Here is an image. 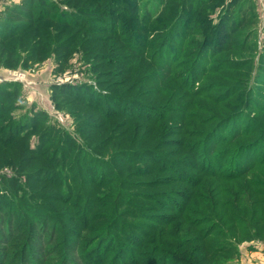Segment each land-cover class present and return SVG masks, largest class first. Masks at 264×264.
Listing matches in <instances>:
<instances>
[{
    "label": "rangeland",
    "instance_id": "obj_1",
    "mask_svg": "<svg viewBox=\"0 0 264 264\" xmlns=\"http://www.w3.org/2000/svg\"><path fill=\"white\" fill-rule=\"evenodd\" d=\"M127 1L121 0V5H127ZM233 1L130 0L129 9L136 11L135 14L125 12L121 16L113 9L112 2L106 23L116 35L114 32L107 35L79 33L73 54L67 61L49 51L41 60L28 62L26 66L22 62H0V84L21 87L16 102L18 109L10 114L9 121L18 122L32 109L46 112L50 118L48 123L55 124L66 140L75 141L86 152H92V157L97 155L95 157L102 162L100 169L106 173L103 184L92 194L95 199L88 201L86 197L81 198L87 188L82 186L76 170L57 162L51 169L57 176L49 178V165L27 151L26 144L30 150L39 145L38 134L30 136L26 143L16 141L13 144L8 138L10 133L1 135L2 146L6 141L9 145H0V264H97L112 243L108 224L153 223V220L159 221L155 223V229L144 226L150 233L148 240L140 238L145 243L137 256L141 262L152 259L156 264H198L200 259L208 256L214 262L208 259L204 264H264V155L254 159L256 154L264 153V97H256L258 91H264V0L237 1L233 15L245 17L235 37L240 41L239 47L212 55L207 52L208 61L199 64L197 76L192 73L197 59L203 60L200 51L208 37L221 26L222 15ZM20 2L0 0V11ZM0 22L2 24L3 20ZM181 30L187 40L182 42L179 56L173 51L176 55L169 66L155 67V63L148 68L160 42L176 37ZM137 49L140 55L134 56ZM98 53H104L103 57L110 58L113 64L99 61ZM179 61L181 64L175 66ZM172 65L175 66L174 74L167 70ZM137 69L145 76L143 83L142 78H138L133 90L124 93V89L133 83L130 80L114 89L116 94L129 99L136 97L163 116L156 119L159 123L146 124L139 130L137 126L133 128L137 121L131 120V128L123 129L120 124L118 129L123 130L117 132L113 130L114 125L121 123L122 117L106 121L103 117L106 113L101 108L96 110L85 104L69 103L60 109L52 97V88L62 84L93 87V91L106 94V87L112 82L118 83ZM109 70H115L117 74L112 78ZM120 71L128 73L121 74ZM101 79L105 84L99 88ZM115 108L113 110H119L118 105ZM230 117H237L238 130H245L220 146L213 144V151L222 152L220 161L223 162L215 166L218 169L223 165L224 173L215 179L199 176L197 171H187L193 179L199 177L198 183L194 188L183 186L179 182V176L186 174L182 163L190 159L186 153H177L171 142L154 150L156 143L168 141L180 132L179 138L184 144L199 141L203 135L202 138H206L199 143H203V149L211 147L213 135L220 134L217 140L221 141L224 134L218 129L223 125L225 132ZM100 123L101 127L91 126ZM46 125L41 124L39 131ZM246 125L248 127L244 128ZM148 131L149 134L143 136ZM258 143L260 147L258 151L254 149L252 166L249 164L250 167L243 170L245 174L240 178L225 179L226 174L234 172L235 152L224 149ZM99 145L101 150L94 152ZM150 147L147 153L145 149ZM54 150L50 152L52 160ZM59 150L58 158L62 161V150ZM125 150L139 152L138 161L131 166L122 158L121 152L123 154ZM156 151L158 156L152 161ZM165 167H170L171 172L163 170ZM236 167L243 168L244 165L236 162ZM114 173H119L115 177L117 180L109 185L117 188L119 194L113 192L112 201L111 197L104 196L110 191L109 185L104 183L115 176ZM83 178L87 180L86 184L91 183L86 176ZM162 179L179 185L149 188V183H160ZM172 188L180 192L176 195L163 193ZM34 192H42L46 197L36 198ZM181 192L186 193V198L179 200L176 196L182 195ZM151 193L160 201L172 199L167 203H172L173 208H165V202L161 204L165 212L155 211L152 198L147 196ZM132 197L138 201V209L134 212H140V204L147 207L145 213L155 215V218L134 217L128 208L131 205L126 202ZM189 199L190 208L184 209ZM93 207L100 214L98 220L104 222H91L87 226L86 219L93 218ZM27 212L34 217L32 224L25 217ZM171 216L188 217L189 220L184 222L181 218L169 224L166 219ZM207 234L211 236L201 240ZM155 237L156 242L153 241ZM168 241L174 246H166ZM123 247L120 244L111 248V254L102 260V264L124 255L123 251L121 253ZM195 248L202 250L195 254ZM124 251L128 253L126 249ZM145 253L147 257L143 256L147 255Z\"/></svg>",
    "mask_w": 264,
    "mask_h": 264
},
{
    "label": "trees",
    "instance_id": "obj_2",
    "mask_svg": "<svg viewBox=\"0 0 264 264\" xmlns=\"http://www.w3.org/2000/svg\"><path fill=\"white\" fill-rule=\"evenodd\" d=\"M237 1L238 0H234L230 5L231 7H226L222 15L221 26L217 28L216 33L208 37L206 45L204 46L203 50L200 51V54H202L201 58L203 60L197 59L195 65L192 67V73L194 76H197V72L200 70L199 64H202L203 61H208L207 59L210 58L208 53L212 55L214 53L218 54L224 51L229 52L230 50H234L239 47L240 41H237L235 37L237 32L241 30L245 17L236 18L233 15V12L236 11V6L238 4ZM112 2H114L113 9L117 12H120V16L125 12L127 14H131V12L135 14L136 12L129 9L130 0L127 1V5H121V0H21L18 5L7 6L5 10L0 11V19L3 20L2 24H0V62L4 61L8 64L9 62H22V64L26 66L28 62L30 63L41 60L44 54H47L49 51L54 52V54L58 56L62 61H67L73 54L74 46L78 40L79 33L85 32L98 35H107L110 34V32H114L110 30V27H108V24L106 23L108 16L111 14L112 7H110V3ZM117 22L118 21L116 20L115 24H117ZM183 34L185 33L183 30H181L180 32L175 34L176 37H173L171 39L165 38L164 40H162L158 49L155 51V58H152V60L150 61L152 63L148 64V68H150V66L153 64L155 65V63V67H165L167 65L169 66L170 62L176 55L173 51H177V56H179L178 51L182 48V42H185L187 40V35ZM114 35H116V31L114 32ZM103 54L104 53L97 54V58L99 59V61L106 60L108 61L106 63L107 65L113 64V61L110 58L103 57ZM139 55L140 51L137 49L136 53H134V56ZM181 62L182 61H179L175 66H179ZM175 66L172 65L167 70L173 73ZM107 72L110 74V76H112V78L117 74V71L115 70H109ZM119 73L125 74L128 72L120 71ZM138 78H142L141 82L143 83L145 76L142 72L138 71V69L137 72L132 70V73H129L126 78L121 79L118 83H116L117 81H114L111 85H109V87H106V94L101 93V91H93V87L88 89L85 86H75L72 84L55 85L52 88V97L54 99V102H56V106L60 109H62V106L64 104H85L88 107H93L96 110H100L101 108L103 112L106 113L105 115H103V117L106 118V121H108L107 119L122 117L124 120H122L121 123H117L114 125L113 130H118L117 132H121L127 126V128H131V126H129L131 120L137 121V124L134 125L133 128L137 126L139 130V128H144L143 126L146 124H155V122L158 121L156 119L162 118L163 116H161L160 114L158 115L155 109L150 110L152 107L136 97L129 99L124 95H122L121 97L120 95L116 94V91L114 89L120 88L121 86H123V84H127V82H129L130 80L133 83L130 86L128 85L123 92L125 93L133 90L132 88L137 84L139 80ZM104 84V79L98 81L99 88H102ZM20 88L21 87L18 84H0V136L4 135L5 133H10L8 138H10V143L13 144L16 141L26 143L27 141H29L28 138L30 136L38 134L39 145L36 148L30 150L29 145L26 144V149L31 153V155H34L35 157H41L44 163L49 165L48 177L55 178L57 176L56 173L51 170L52 168H54L57 162L58 164L60 163L65 167L68 166L70 169H74L78 172V179H80V181L82 182V186L86 185L87 189H84L85 193H81V198L86 197L88 201L95 199V196H92V194L97 192L101 184H103L102 182L104 178L106 177V173L104 171H101L100 169L102 163L101 160L95 157L97 155H93L92 157V152L91 154L90 152H86L83 146H77L76 143H74L75 141L66 140V138L64 137V133L59 130V128L55 124L48 123V120L50 118H48L46 112L44 111H35L34 109H32V111L29 112L28 115L23 116L21 120H18V122L9 121L10 114L18 109L16 102L20 95ZM256 97H264V91H258ZM117 105L119 107V110H113L116 109L115 107ZM109 108H111L113 111H109ZM104 109L107 110L104 111ZM159 122L160 120L158 121V123ZM227 122L228 127L225 132H223V125H221L218 129L220 130V132H222V134H224L221 137V141L217 140V137H220V134L213 135L211 138V147L205 146L203 149V143H199L200 140H204L206 138V136L202 138L203 135H200L199 141H196L192 144H184L182 139L179 138L181 133L178 132L176 136L172 137V139L168 141L165 140L163 141V143L162 140L158 141L157 143L155 142L156 145L154 146V150H160L159 148L164 143L170 144L171 142V145L174 146L177 153H186L185 156H187V158L190 160H186L182 163L186 174L183 173L179 176V182L183 186L185 185L188 188H194V185L197 186L198 181L196 179L199 177L193 179L190 175H188L187 171H197L198 174H200L199 176L205 178L214 177L215 179L217 175L220 176L224 173L223 171L225 169L223 165H221L218 169L215 166L216 163L222 164L223 162L220 161V154H222V152L217 153L216 151H213V144L220 146L231 139L234 135L236 136L238 133L240 134L245 130H238L237 124L239 122V119L237 117H230ZM44 123H47L48 125H46L41 131H39L41 124L43 125ZM120 124H123V129L121 131L118 129V126H120ZM91 126L101 127V123L99 125L92 124ZM247 127L248 126L246 125L244 128ZM6 129H9L10 132H6ZM148 134L149 131L143 134V136H147ZM0 145L2 146V141H0ZM5 145H9L7 144V141L5 142ZM5 145L2 147H6ZM259 147L260 143L253 145L246 144L237 149H230L226 147L224 150L235 152V159L233 160L235 167L236 162L237 165L241 163L244 165V167H234V172L226 174L227 178L225 179L231 180V178H236L245 174L243 170L252 166L253 161L251 160H253L252 155L255 152L254 149L256 148V151H258L257 149ZM54 148V152L51 153L54 155V159L52 160L50 152ZM59 148L62 150L60 154L61 158H63L62 161H59L61 159L58 158V154L60 152ZM66 148H68V150L65 153L64 150ZM151 148L152 147L146 148L145 151L148 153V150H150ZM76 150L77 154L74 155ZM100 150L101 147L99 145V147H97L94 152ZM154 154L155 155L152 156V161H155L158 156L157 151L154 152ZM121 155L122 158L127 159V164L131 166L133 162L138 161L139 152L125 150L123 154L121 152ZM146 155L149 156V154ZM263 155L264 153L262 152L260 154L258 153L256 154V157L254 159ZM56 158H58V160H55ZM194 158L197 159L196 162L194 161ZM67 161L68 163H66ZM178 164L179 163L176 162L177 168ZM161 167L162 165H160V169ZM169 168L170 167H165L163 170L171 172ZM43 174L45 175L46 171ZM118 174L119 173H114L115 176L110 177L107 182L104 183L105 186L117 180V178L115 177H118ZM84 176H86L91 181V183L86 184L87 180L85 181V178H83ZM111 179L112 181H109ZM163 181V179L160 181V183L157 181H153L149 183L148 186L149 188H155L156 185H159V187L163 186L162 188L168 186H173L174 188V186H176L177 184L168 183L169 181ZM110 186L112 185H109L110 191L104 196H109L112 199V193L117 192V194H119V191L117 190V188H111ZM46 187H49V184H47ZM173 188L169 190L166 189L163 193L176 195L177 192H180ZM80 189L82 190V188ZM152 194L153 193L148 194L147 196L149 199L152 198V200L150 201L153 203V208L155 209V211L165 212L166 210L163 211V206H165V208L169 210L173 208L172 203H167L168 200L172 199L167 198L166 200L160 201L158 199H154V195ZM179 194H182V192ZM34 196H36V198L46 197V195L42 192H34ZM183 197L184 199L186 198V193L176 196V198L179 200ZM98 199L101 200V197H98ZM106 200H109V198ZM112 201L114 200L112 199ZM126 202L131 205L128 208L132 210V215H134V217H136L137 219L140 217L146 219L155 218L153 217L155 215L145 213L144 208L147 207H144L140 204V212H134L138 209V201H136L133 197ZM162 203L165 204L162 206ZM186 208H190V199L187 201L186 206H184V209ZM92 210L93 215H91V217L93 216V218L86 219V221H88L87 226H89V223L91 222L103 223L104 220H98V216H100V214L96 212V208L93 207ZM188 210L189 209H187L186 212ZM88 211L92 213L91 210ZM161 214L162 216H164L163 213ZM25 217L32 224L34 220L33 215L27 212L25 213ZM175 217L176 216L168 217L166 219V222L169 221V224H172L174 221L181 218H184V222L186 220H189L188 217ZM158 222L159 221L153 220V223L127 224L123 222H117L116 225L108 224V231L109 233H111V237L109 239L112 240V243L111 246L105 250L104 258L102 260L106 259L111 254V248H117V246L123 244V246L125 247H123L121 253L123 251L124 255H120L116 258L113 257L107 264H130L132 262V264H156L154 263L155 261L152 262V259L141 262L137 259V256L140 255V250L145 245L143 241L148 240L146 238L150 237V233H148L149 231L144 229V226H148V229H155V223L158 224ZM189 233L190 232H185V234ZM210 234L205 235V237L201 240L205 239L208 236H211ZM140 238H143L142 242L140 241ZM197 238L199 239V237ZM156 239L157 238L155 237L153 241L156 242ZM151 243L154 244L152 241ZM189 244L193 245L195 243L190 242ZM165 245L174 246L173 242L171 241L165 242ZM125 249L128 251V253L124 251ZM195 249L197 250L194 251L195 254L200 253L202 250L198 248ZM188 253L189 252H187V254ZM213 253L217 254L219 252L214 251ZM143 256L147 257L148 254ZM204 258L200 259V262L198 264H204L208 259L210 262H214V260L212 258H209L208 256H205ZM102 260L99 259L97 264H102Z\"/></svg>",
    "mask_w": 264,
    "mask_h": 264
}]
</instances>
